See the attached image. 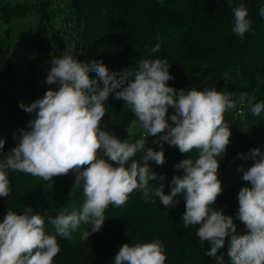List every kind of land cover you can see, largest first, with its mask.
I'll use <instances>...</instances> for the list:
<instances>
[{"label":"trees","instance_id":"trees-1","mask_svg":"<svg viewBox=\"0 0 264 264\" xmlns=\"http://www.w3.org/2000/svg\"><path fill=\"white\" fill-rule=\"evenodd\" d=\"M241 3L248 9V19L252 23L251 31L243 39L232 31V9ZM62 4L65 5L62 10H65V39L58 41L59 32L54 30L52 22L62 12ZM261 6H264V0H0V139L5 141L4 148L0 149V162L18 144L17 136L13 135L17 128L27 125L24 110L19 106L21 102L8 95V87L14 82L7 28L12 19L31 14L36 17L32 43L41 54L53 50L58 57L74 53L80 62L102 61L110 71L117 72L137 68L142 59H166L170 64L169 73L174 77L168 85L177 90L216 89L234 93V100H238L241 93L254 92L255 103L264 101ZM157 43L160 51L152 53L151 49ZM109 44H120L123 49L118 54L105 55L102 47ZM50 68L51 64L45 66L42 83L55 89L57 85L46 83ZM41 69L38 61H31L28 65L30 78ZM89 76L95 78L96 73L89 72ZM122 102V99L114 98V93L110 94L105 102L106 114L101 129L125 140L128 138L127 126L134 114L125 110ZM237 109H242L244 115L237 113ZM224 121L229 124L232 135L225 154L218 157L222 193L212 207L232 216L236 234L243 235L248 229L237 217L238 193L241 188L250 186L243 180V175L254 161L242 160L238 154L247 155L253 148L264 152V112L259 117L253 116L247 106L238 103L236 109L224 114ZM168 122L173 123L170 119ZM139 138L136 135L132 141ZM155 140L157 137L149 136L146 147L159 151L160 143H153ZM162 143L165 163L157 165L150 160L148 164L158 176H164L163 180L152 182L153 189L163 184L164 194L168 195L172 178L184 174L175 165L187 156L195 158L196 153L194 150L182 154L177 146ZM100 155L103 156L102 151ZM141 155L137 153L133 159L139 160ZM109 162L117 166L115 162ZM6 172L10 194L0 197V223L9 210L23 214L24 208L30 206L33 214L44 217L45 233L56 235L49 217L80 211L85 200L83 182L79 187L74 186V172L54 177L52 181L11 169ZM142 195L140 190H134L124 205L110 204L104 212V226L87 241L80 239V233L89 228L83 222L73 234L75 239L56 236L60 252L54 257L53 264H114L124 243L154 240L164 245L165 264H231L228 257L231 235L217 251L216 256L223 258L217 259L207 255L211 244L196 236L198 225L183 227L184 193L177 194L173 198L174 206L168 208L159 197H150L146 202Z\"/></svg>","mask_w":264,"mask_h":264},{"label":"clouds","instance_id":"clouds-1","mask_svg":"<svg viewBox=\"0 0 264 264\" xmlns=\"http://www.w3.org/2000/svg\"><path fill=\"white\" fill-rule=\"evenodd\" d=\"M232 12V31L243 39L252 29L248 9L241 3ZM259 15L264 18V6L260 7ZM159 51L157 43L151 52ZM169 68L166 59H142L137 68L117 72L110 71L102 61L80 62L74 53L52 58L46 83L57 88L46 91L43 98L30 105L20 103L25 112L36 115L27 126L29 130H19L18 144L0 162V197L10 194L7 169L45 181L71 171L76 174L75 187L83 182L85 200L80 211L49 217L56 235L45 233L44 217L33 214L30 206L24 208L23 214L9 210L0 223V264H53L60 252L56 236L75 239L73 234L83 222L91 231L89 228L82 231L80 239L87 241L104 226V212L109 205H124L134 190H140L146 202L150 197H159L166 208L173 207V198L184 193L183 227L199 226L196 236L211 244L207 255L222 259L216 256L217 251L231 235L228 250L231 264H264V152L253 148L247 155L238 154L242 160L254 161L243 175L250 186L238 193L237 217L248 229L247 234L237 235L233 217L212 207L222 193L218 157L225 154L232 135L224 114L236 109L239 103L259 117L264 112V101L254 103V92L241 93L234 100V93L216 89L177 90L168 85L174 79ZM89 72H95L96 77H90ZM113 93L136 118L127 126L125 140L101 129L105 102ZM170 108L174 113L168 117ZM240 115H244L242 109ZM169 119L175 126L169 125ZM139 130H143V135L132 141ZM149 136L157 137L153 143H160L159 151L146 147ZM162 142L177 146L182 154L194 150L196 153L195 158L187 156L175 165L184 174L172 178L168 195L164 194L163 184L153 189L152 182L163 180L164 176H158L148 164L150 160L157 165L165 163ZM4 144V139H0V149ZM137 153H142L139 160L133 159ZM165 261L164 245L154 240L124 243L114 264H165Z\"/></svg>","mask_w":264,"mask_h":264},{"label":"rangeland","instance_id":"rangeland-1","mask_svg":"<svg viewBox=\"0 0 264 264\" xmlns=\"http://www.w3.org/2000/svg\"><path fill=\"white\" fill-rule=\"evenodd\" d=\"M64 7L65 5L62 4L61 11ZM62 12L58 13L52 22L54 30L59 32L57 36L58 41L65 39V23L63 19L65 18V10ZM36 24L37 19L31 14L26 17L12 19L7 26L9 30V55L13 61L14 78V82L8 87V95L10 98L23 102L25 105H30L35 100L43 98L46 91L50 90L42 83L44 68L46 65L51 64V60L54 56L58 57L57 52L54 50L41 54L33 45L32 37ZM66 27L69 26L66 25ZM122 49V45L120 44H109L102 47V52L105 55H114L118 54L122 51ZM33 60L38 61L42 65V69L30 78L28 65ZM121 105L125 110L130 111L127 107H125L124 101ZM173 113V109L170 108L167 115L169 116ZM35 115V112L27 113L23 111V117L27 125L17 128L15 134L18 141L20 136L19 130H29L27 126L29 122L35 118ZM135 119L136 118L134 116L130 123H132ZM169 125L175 126L174 123L171 122H169ZM137 135L141 137L143 135V130H139Z\"/></svg>","mask_w":264,"mask_h":264},{"label":"built area","instance_id":"built-area-1","mask_svg":"<svg viewBox=\"0 0 264 264\" xmlns=\"http://www.w3.org/2000/svg\"><path fill=\"white\" fill-rule=\"evenodd\" d=\"M240 112V110L239 109H237V113H239Z\"/></svg>","mask_w":264,"mask_h":264}]
</instances>
